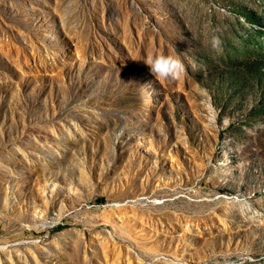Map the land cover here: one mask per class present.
Returning a JSON list of instances; mask_svg holds the SVG:
<instances>
[{
  "label": "rangeland",
  "instance_id": "rangeland-1",
  "mask_svg": "<svg viewBox=\"0 0 264 264\" xmlns=\"http://www.w3.org/2000/svg\"><path fill=\"white\" fill-rule=\"evenodd\" d=\"M0 264H264V0H0Z\"/></svg>",
  "mask_w": 264,
  "mask_h": 264
},
{
  "label": "clouds",
  "instance_id": "clouds-1",
  "mask_svg": "<svg viewBox=\"0 0 264 264\" xmlns=\"http://www.w3.org/2000/svg\"><path fill=\"white\" fill-rule=\"evenodd\" d=\"M215 38L212 40L213 46L216 44ZM147 65L148 71L152 74H156L160 77L175 76L181 70V66L178 60L172 56L163 54L149 53L147 58L143 61Z\"/></svg>",
  "mask_w": 264,
  "mask_h": 264
}]
</instances>
